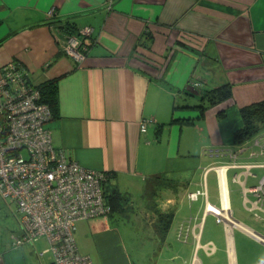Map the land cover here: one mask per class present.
Here are the masks:
<instances>
[{
  "label": "crops",
  "instance_id": "crops-1",
  "mask_svg": "<svg viewBox=\"0 0 264 264\" xmlns=\"http://www.w3.org/2000/svg\"><path fill=\"white\" fill-rule=\"evenodd\" d=\"M90 27L95 45L77 63L64 47ZM10 64L34 86L60 78L58 114L46 128L82 168L111 175L105 188L134 198L149 179L165 178L167 198L141 247L112 216L78 223L79 251L93 264L264 261V203L250 193L264 178L256 173L264 172V131L236 137L241 109L264 101V0H0V79ZM190 83L230 84L234 95L203 115L180 108L174 116L193 124L162 131ZM175 173L182 183L170 182ZM234 202L254 219L237 216ZM163 213L172 217L160 228ZM0 228V264H55L51 242L26 241L18 207L2 196Z\"/></svg>",
  "mask_w": 264,
  "mask_h": 264
},
{
  "label": "built area",
  "instance_id": "built-area-1",
  "mask_svg": "<svg viewBox=\"0 0 264 264\" xmlns=\"http://www.w3.org/2000/svg\"><path fill=\"white\" fill-rule=\"evenodd\" d=\"M86 29L71 36L65 46L77 63L90 51L86 42L93 29ZM1 75L0 196L18 207L26 241L46 237L51 242L55 264H93L89 255L80 253L75 236L79 222L109 216L108 175L82 168L56 148L53 134L46 128L53 110L25 71L10 64ZM147 127L142 125L143 133ZM216 173L223 182V169L217 168ZM250 193L257 203H264V178ZM208 209L222 215L220 210Z\"/></svg>",
  "mask_w": 264,
  "mask_h": 264
},
{
  "label": "trees",
  "instance_id": "trees-1",
  "mask_svg": "<svg viewBox=\"0 0 264 264\" xmlns=\"http://www.w3.org/2000/svg\"><path fill=\"white\" fill-rule=\"evenodd\" d=\"M67 29H73L72 26L66 27ZM79 32V31H78ZM149 34V33H147ZM91 43L87 44L88 47L95 45L94 35L90 38ZM59 80L60 78H56L51 81L45 82L41 87V93L43 97H45L44 102H46L50 108L53 110V117L58 114V89H59ZM189 87H187L182 92H178L175 95L173 111L171 121L167 124H161L160 128L163 131L164 127L169 125H187L191 126L193 124V118L191 119H183L176 118L174 115L180 108L191 109L193 111L198 112L200 115L212 108L214 105H219L221 103L226 102L233 98L234 89L230 84L225 85V87H220L217 89H213V91H207L202 88V84L200 83H190ZM195 84H199V87H194ZM243 122L245 127L237 133L236 137L238 139H247L260 134L264 131V101L262 103L252 104L249 107H244L241 109ZM161 130L158 132L160 133ZM165 181V178L157 177L149 179L147 184V193L145 197H149L151 190H153V194L155 195L159 184L161 181ZM109 181H111V175L109 176ZM108 181V183H109ZM110 188V187H109ZM106 190V202L111 207V211L109 216L111 217L113 213H122L124 211L125 205L132 200V197L129 194H121L117 191L116 188H111ZM156 192L154 193V191ZM110 192V193H109Z\"/></svg>",
  "mask_w": 264,
  "mask_h": 264
},
{
  "label": "rangeland",
  "instance_id": "rangeland-1",
  "mask_svg": "<svg viewBox=\"0 0 264 264\" xmlns=\"http://www.w3.org/2000/svg\"><path fill=\"white\" fill-rule=\"evenodd\" d=\"M84 30H87V29H84ZM78 34L73 35V36H77ZM256 173L262 176L264 172L256 171ZM213 176L214 175L212 174L210 179H212ZM184 177L185 175L183 174L175 173L173 174V176H171L170 182L173 183L174 185H176L177 182L182 183L183 182L182 178ZM201 179L202 177L199 176L197 180L201 181ZM109 187L110 189L115 188L112 184L109 185ZM156 189H157V192L156 190L154 191V193L156 192L155 195L153 194L152 196H150L153 193V190H151L148 198L142 195H136L134 198H132V200L129 203L125 205L124 211L122 213L112 214V218L114 219L115 224H118L120 227L127 230L129 234V238L132 239V244L136 246L135 248L141 247L142 243H144L145 241H148L147 234L153 229V225L151 221L155 220V212L159 211L160 207H162L163 201L166 200L167 198L162 188L158 187ZM176 189L177 188L175 187L174 190ZM204 192L205 190L195 191L194 193L189 195V199L192 202L198 201L199 200L198 198L200 196L206 195ZM194 195L197 196V198L195 197L193 198L192 196ZM233 209L235 210V213L237 216L245 215L248 218L254 219L255 215L253 213H249L246 209H243L241 206H239L235 202L233 205ZM262 216L263 215H261V217ZM171 217L168 214L163 213L160 216V219H159L160 222H158V225H160V228L164 227V225L170 226L169 222L171 221ZM260 222H261L260 225L264 226V222L262 221ZM3 234H4V230L0 228V243H2ZM249 259L252 260L254 259V257L250 256Z\"/></svg>",
  "mask_w": 264,
  "mask_h": 264
}]
</instances>
